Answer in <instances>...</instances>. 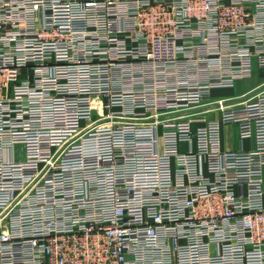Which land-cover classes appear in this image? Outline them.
I'll return each instance as SVG.
<instances>
[{"label":"built area","instance_id":"1","mask_svg":"<svg viewBox=\"0 0 264 264\" xmlns=\"http://www.w3.org/2000/svg\"><path fill=\"white\" fill-rule=\"evenodd\" d=\"M0 264H264V0H0Z\"/></svg>","mask_w":264,"mask_h":264},{"label":"crops","instance_id":"2","mask_svg":"<svg viewBox=\"0 0 264 264\" xmlns=\"http://www.w3.org/2000/svg\"><path fill=\"white\" fill-rule=\"evenodd\" d=\"M243 80L239 82L238 84H241L242 82L247 81ZM222 91H232V89H216L212 91L213 95H218ZM249 142H241L238 138L237 128L235 126H224L222 127V147L227 150H238L239 148H247L249 147Z\"/></svg>","mask_w":264,"mask_h":264},{"label":"rangeland","instance_id":"3","mask_svg":"<svg viewBox=\"0 0 264 264\" xmlns=\"http://www.w3.org/2000/svg\"><path fill=\"white\" fill-rule=\"evenodd\" d=\"M262 81V78L258 76V72L256 69H254V75L252 78L248 79L245 82H242L241 84H238L232 91H222L218 95H213V98H224L229 96H237L243 93H246L247 91L253 89L255 86H257Z\"/></svg>","mask_w":264,"mask_h":264}]
</instances>
